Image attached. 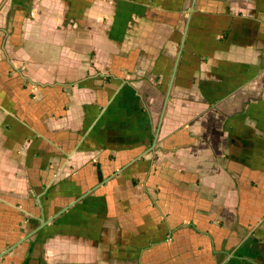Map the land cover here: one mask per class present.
<instances>
[{
	"label": "crops",
	"instance_id": "0c3cea01",
	"mask_svg": "<svg viewBox=\"0 0 264 264\" xmlns=\"http://www.w3.org/2000/svg\"><path fill=\"white\" fill-rule=\"evenodd\" d=\"M192 1L0 0V264H264V0Z\"/></svg>",
	"mask_w": 264,
	"mask_h": 264
},
{
	"label": "rangeland",
	"instance_id": "374dc122",
	"mask_svg": "<svg viewBox=\"0 0 264 264\" xmlns=\"http://www.w3.org/2000/svg\"><path fill=\"white\" fill-rule=\"evenodd\" d=\"M141 2L144 4V5H147L149 7H153L155 9L159 8L160 10H154V11H151V14H145V16H153L155 18V20L158 18H160L159 20H162L163 18H167L165 16H168V13L166 12L168 9L169 10H173V11H176V12H180V11H186V5L184 4L185 3V0H141ZM148 12V11H147ZM163 17V18H162ZM173 19V22L172 26L174 28V33H173V37H172V40L173 42H177L178 41V38H179V31L177 29V24H178V16L176 15ZM158 20V21H159Z\"/></svg>",
	"mask_w": 264,
	"mask_h": 264
},
{
	"label": "water",
	"instance_id": "95a60500",
	"mask_svg": "<svg viewBox=\"0 0 264 264\" xmlns=\"http://www.w3.org/2000/svg\"><path fill=\"white\" fill-rule=\"evenodd\" d=\"M194 3H195V0L192 1V6H191V8L189 9L190 13L193 12V6H194ZM182 44H183V43H182ZM168 92H169V91H168ZM168 92H167V95H166V97H165V101H164V105H163V109H162L161 117H162V115H163L164 107H165V105H166V103H167V101H168V94H169ZM44 226H45V224H43V225H41L40 227L36 228L33 232H31L30 234H28L27 237L30 236V235H33L34 233H36L39 229H41V228L44 227Z\"/></svg>",
	"mask_w": 264,
	"mask_h": 264
}]
</instances>
